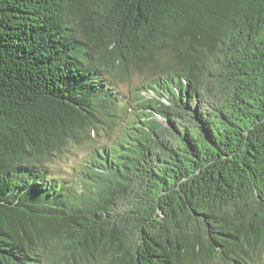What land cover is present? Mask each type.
Wrapping results in <instances>:
<instances>
[{
    "label": "trees",
    "instance_id": "obj_1",
    "mask_svg": "<svg viewBox=\"0 0 264 264\" xmlns=\"http://www.w3.org/2000/svg\"><path fill=\"white\" fill-rule=\"evenodd\" d=\"M0 264H264V0H0Z\"/></svg>",
    "mask_w": 264,
    "mask_h": 264
},
{
    "label": "rangeland",
    "instance_id": "obj_2",
    "mask_svg": "<svg viewBox=\"0 0 264 264\" xmlns=\"http://www.w3.org/2000/svg\"><path fill=\"white\" fill-rule=\"evenodd\" d=\"M141 78L138 76L134 77V80L132 81L131 84L129 83H120L118 85V90L122 92V94L125 96L128 93L131 92V89L133 86H137L141 82ZM89 150V147H72L70 148L69 152H66L62 158L58 161H56L52 167L54 169H59L65 172L68 175H72L73 170L75 167H77L80 162L84 159L86 156L87 152Z\"/></svg>",
    "mask_w": 264,
    "mask_h": 264
}]
</instances>
